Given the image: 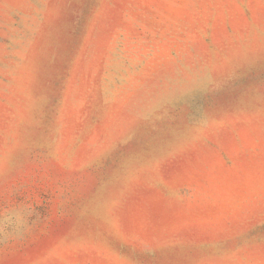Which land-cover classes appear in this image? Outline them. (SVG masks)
Instances as JSON below:
<instances>
[{"label":"rangeland","instance_id":"rangeland-1","mask_svg":"<svg viewBox=\"0 0 264 264\" xmlns=\"http://www.w3.org/2000/svg\"><path fill=\"white\" fill-rule=\"evenodd\" d=\"M0 264H264V0H0Z\"/></svg>","mask_w":264,"mask_h":264}]
</instances>
